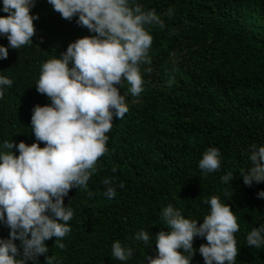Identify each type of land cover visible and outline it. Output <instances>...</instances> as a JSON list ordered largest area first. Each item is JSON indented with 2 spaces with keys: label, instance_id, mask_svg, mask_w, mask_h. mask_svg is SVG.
Returning a JSON list of instances; mask_svg holds the SVG:
<instances>
[{
  "label": "trees",
  "instance_id": "obj_1",
  "mask_svg": "<svg viewBox=\"0 0 264 264\" xmlns=\"http://www.w3.org/2000/svg\"><path fill=\"white\" fill-rule=\"evenodd\" d=\"M138 2L164 21L163 28L149 29L152 62L140 65L143 91L134 96L126 82L121 88L129 110L106 133L108 150L88 187L74 188L65 198L74 210L71 231L62 238L63 248L55 237L46 241L47 255L59 264H146L148 255H157L154 236L168 227L160 217L164 207L172 204L202 223L210 211L204 200L218 196L240 224L235 264H264V248L246 242L247 233L264 223V199L257 197L264 183L249 187L240 178L251 166V146H264V0ZM2 8L0 0V17L7 16ZM32 14L40 17L34 43L9 48V57L0 60V75L13 80L0 99V148L5 142H37L32 110L50 103L35 87L42 64L93 35L76 18H62L48 0H36ZM0 44L9 42L0 36ZM212 147L220 150L221 167L205 175L198 162ZM228 172L235 179L225 182ZM106 177L116 187L112 199L104 195ZM141 229L152 235L149 246L134 239ZM9 231L0 223V238ZM117 240L132 247L134 256L123 262L112 257ZM204 243L197 237L194 248ZM45 260L39 257L40 264ZM192 264H204L199 252Z\"/></svg>",
  "mask_w": 264,
  "mask_h": 264
},
{
  "label": "clouds",
  "instance_id": "obj_2",
  "mask_svg": "<svg viewBox=\"0 0 264 264\" xmlns=\"http://www.w3.org/2000/svg\"><path fill=\"white\" fill-rule=\"evenodd\" d=\"M48 3L62 18H76V24L93 35L71 42L59 57L42 64L35 87L50 103L37 104L32 110L30 129L37 142H5L0 148V223L10 230L7 239L0 238V264H40L41 255L46 256L45 264H59L55 255H47L46 241L55 237V245L64 247L62 238L70 233L68 222L74 216L71 201L66 205L65 198L74 188L88 187L98 158L108 150L106 133L129 110L121 88L126 82L134 96L143 91L140 65L152 62L149 29L164 27L160 15L138 0ZM35 5L36 0H3L2 11L8 15L0 17V36L9 44H0V60L9 57V48L19 50L34 43V22L40 18L32 14ZM12 84V79L0 75V99ZM250 153L251 166L240 173L249 187L264 183V146L253 144ZM198 166L205 175L217 171L220 150H206ZM234 179L231 172L222 177L225 182ZM103 184L104 195L114 198L113 178L106 177ZM257 197L264 199V189ZM204 203L210 205V211L202 223L185 218L172 204L162 209L160 217L168 227L154 236L157 255H148L146 264H192L197 252L204 264H235L240 251L235 233L240 224L232 207L218 196ZM197 237L207 241L199 249L194 248ZM134 239L149 246L152 235L141 229ZM246 242L250 248H264V223L247 233ZM134 254L132 247L113 242L115 259L127 261Z\"/></svg>",
  "mask_w": 264,
  "mask_h": 264
}]
</instances>
